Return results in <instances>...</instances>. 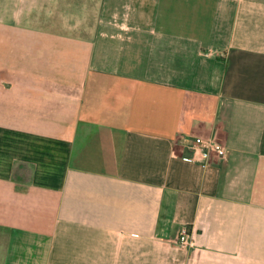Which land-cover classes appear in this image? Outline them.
Listing matches in <instances>:
<instances>
[{
  "label": "crops",
  "instance_id": "crops-1",
  "mask_svg": "<svg viewBox=\"0 0 264 264\" xmlns=\"http://www.w3.org/2000/svg\"><path fill=\"white\" fill-rule=\"evenodd\" d=\"M0 264H264V0H0Z\"/></svg>",
  "mask_w": 264,
  "mask_h": 264
},
{
  "label": "built area",
  "instance_id": "built-area-1",
  "mask_svg": "<svg viewBox=\"0 0 264 264\" xmlns=\"http://www.w3.org/2000/svg\"><path fill=\"white\" fill-rule=\"evenodd\" d=\"M189 148L192 151V163L199 171H204L206 169L210 153H214L216 157L220 159H223L226 156L224 146L211 139L194 137ZM190 238V229L187 226L181 227L178 232V247L183 249L189 246Z\"/></svg>",
  "mask_w": 264,
  "mask_h": 264
}]
</instances>
